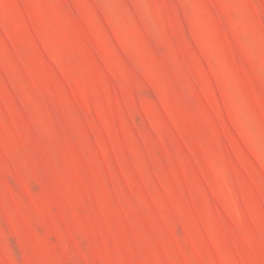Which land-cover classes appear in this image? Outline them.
<instances>
[{
    "label": "rangeland",
    "instance_id": "1",
    "mask_svg": "<svg viewBox=\"0 0 264 264\" xmlns=\"http://www.w3.org/2000/svg\"><path fill=\"white\" fill-rule=\"evenodd\" d=\"M0 264H264V0H0Z\"/></svg>",
    "mask_w": 264,
    "mask_h": 264
}]
</instances>
